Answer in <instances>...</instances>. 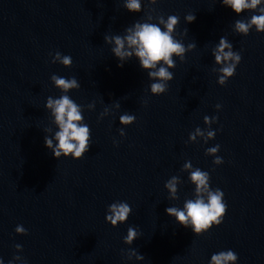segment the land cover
<instances>
[{
  "label": "water",
  "instance_id": "water-1",
  "mask_svg": "<svg viewBox=\"0 0 264 264\" xmlns=\"http://www.w3.org/2000/svg\"><path fill=\"white\" fill-rule=\"evenodd\" d=\"M122 2L0 0V259L137 264L127 258L135 250L144 258L140 264H208L212 254L232 250L237 264H264V34H235L234 21L250 14L237 17L220 0H145L139 14L128 13ZM147 14L179 17L175 31L186 35L177 38L195 44L183 63L175 60L173 79L159 97L149 94L137 61L117 67L103 40ZM188 14L195 17L191 24L184 23ZM221 37L241 56L223 87L211 56ZM57 51L71 57L70 68L51 63L49 54ZM53 74L80 85L69 93L90 131L79 161L54 159L43 144L45 100L60 95L50 83ZM117 103L119 110L112 107ZM105 108L109 115L99 118ZM125 113L135 121L121 129ZM205 116L216 117L214 139L188 142L197 127L205 130ZM216 145L220 166L204 154ZM186 161L209 174L210 188L221 190L226 204L221 224L199 237L164 211L193 197L182 171ZM173 176L180 180L176 201L164 189ZM117 201L131 214L112 228L104 217ZM17 225L27 235H16ZM129 227L138 232L130 247L122 242Z\"/></svg>",
  "mask_w": 264,
  "mask_h": 264
},
{
  "label": "clouds",
  "instance_id": "clouds-1",
  "mask_svg": "<svg viewBox=\"0 0 264 264\" xmlns=\"http://www.w3.org/2000/svg\"><path fill=\"white\" fill-rule=\"evenodd\" d=\"M145 0H123L122 7L130 14H139L141 5ZM161 0H147V4L156 5ZM222 7L230 9L237 17L242 13L250 14L247 19H237L233 24V32L239 36L246 37L250 31L257 34H264V0H220ZM195 17L193 14L184 16V23L191 24ZM179 17L169 15L167 18L157 15L155 18L151 14L145 15L143 21H137L124 28L122 34L104 35V44L110 48L111 55L118 61L117 67H122L124 63L135 59L139 68L146 72L150 81L148 92L153 97H159L167 91V85L172 81V70L175 68V60L183 63L185 54L193 51L194 43L185 45L183 39L177 38L185 36L186 30L179 34L176 28ZM51 56V63L59 64L67 69L71 67L72 60L68 55H61L59 51ZM211 56L216 68L213 72L217 75L216 83L223 87L225 83L234 76L235 69L240 63L241 56L233 51L232 44L221 37L218 43L211 49ZM50 83L58 90V97H47L44 103V110L49 114V126L44 132L43 144L49 150L54 159H71L79 161L88 152L90 131L83 121V109L76 104L69 96V93L79 89L80 85L74 77L64 78L53 74ZM119 110V104L112 106ZM93 104L87 105V110L92 111ZM216 111L220 110V105L215 106ZM109 115L107 108L100 114L99 118ZM121 129L132 125L135 117L125 113L119 116ZM216 123V117L211 120L205 116L203 124L205 130L197 127L188 135V142H195L200 138L201 142L207 144L215 137V133L210 130V125ZM121 139L124 138L123 130L119 131ZM113 146L116 142L113 141ZM219 145L209 147L205 151V156L212 157V164L220 166L223 161L217 155ZM182 171L188 173V182L193 186V197L185 199L182 207L169 206L165 208V214L172 218L178 225L185 229H190L194 236H201L210 231L213 227L221 224L226 212L223 192L219 189H211L209 184V174L199 168H193L190 162H185ZM180 180L173 176L164 184L170 201L177 200V191ZM131 214V208L126 202L117 201L110 204L105 213V223L112 228L126 223ZM14 232L18 236L27 235L26 230L21 225H17ZM138 237V232L133 227H129L123 237V244L131 246ZM15 251H21L20 245L14 246ZM128 260H134L140 264L144 260L143 256L135 250L127 252ZM237 255L232 250L220 251L210 256L208 264H237ZM26 264L20 256H13L8 264ZM0 264L4 261L0 259Z\"/></svg>",
  "mask_w": 264,
  "mask_h": 264
}]
</instances>
